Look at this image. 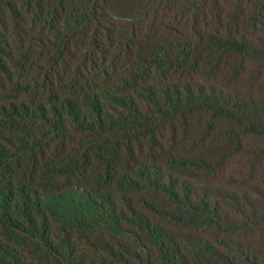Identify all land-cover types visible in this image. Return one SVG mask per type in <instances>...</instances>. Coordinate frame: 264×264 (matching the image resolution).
Segmentation results:
<instances>
[{"label":"trees","instance_id":"1","mask_svg":"<svg viewBox=\"0 0 264 264\" xmlns=\"http://www.w3.org/2000/svg\"><path fill=\"white\" fill-rule=\"evenodd\" d=\"M0 264H264V0H0Z\"/></svg>","mask_w":264,"mask_h":264}]
</instances>
